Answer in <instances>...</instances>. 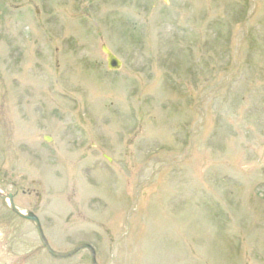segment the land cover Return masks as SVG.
Returning <instances> with one entry per match:
<instances>
[{
	"label": "rangeland",
	"instance_id": "obj_1",
	"mask_svg": "<svg viewBox=\"0 0 264 264\" xmlns=\"http://www.w3.org/2000/svg\"><path fill=\"white\" fill-rule=\"evenodd\" d=\"M10 193L99 264H264V0H0ZM0 264L92 262L0 198Z\"/></svg>",
	"mask_w": 264,
	"mask_h": 264
},
{
	"label": "water",
	"instance_id": "obj_2",
	"mask_svg": "<svg viewBox=\"0 0 264 264\" xmlns=\"http://www.w3.org/2000/svg\"><path fill=\"white\" fill-rule=\"evenodd\" d=\"M102 50L106 54L108 69L118 70L122 67V61L108 48V46L106 44L102 45ZM13 208L19 214L23 215L25 218L31 219L36 223L39 235H40L43 243L45 244V246L47 247V249L49 250V252L52 255H54L56 257H69V256L73 255L74 253H76L77 251H79L80 249L87 248L91 253L92 264H98L96 261V252H95L94 248L88 244H81L69 252H57V251L52 250L50 248L45 236H44V233H43V230H42V227H41V224H40L38 217L35 214H33L32 212H28L27 214L21 213L16 209V207L14 205H13Z\"/></svg>",
	"mask_w": 264,
	"mask_h": 264
},
{
	"label": "flooded vegetation",
	"instance_id": "obj_3",
	"mask_svg": "<svg viewBox=\"0 0 264 264\" xmlns=\"http://www.w3.org/2000/svg\"><path fill=\"white\" fill-rule=\"evenodd\" d=\"M28 193H32V191H28ZM13 196V199L15 200V196L14 195H12ZM0 198H3V200H5V202H7L8 203V200H7V198H5L4 196H2V195H0ZM9 204V203H8ZM9 206H10V204H9ZM11 207V206H10ZM12 208V207H11ZM13 210V209H12ZM21 216V215H20Z\"/></svg>",
	"mask_w": 264,
	"mask_h": 264
}]
</instances>
